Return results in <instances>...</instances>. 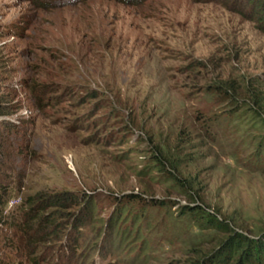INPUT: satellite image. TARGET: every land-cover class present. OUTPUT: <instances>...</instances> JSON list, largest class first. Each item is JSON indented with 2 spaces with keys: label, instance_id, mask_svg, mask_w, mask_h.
Returning a JSON list of instances; mask_svg holds the SVG:
<instances>
[{
  "label": "rangeland",
  "instance_id": "obj_1",
  "mask_svg": "<svg viewBox=\"0 0 264 264\" xmlns=\"http://www.w3.org/2000/svg\"><path fill=\"white\" fill-rule=\"evenodd\" d=\"M241 12L0 0V264H192L264 234V33ZM120 205L145 215L125 247Z\"/></svg>",
  "mask_w": 264,
  "mask_h": 264
},
{
  "label": "trees",
  "instance_id": "obj_2",
  "mask_svg": "<svg viewBox=\"0 0 264 264\" xmlns=\"http://www.w3.org/2000/svg\"><path fill=\"white\" fill-rule=\"evenodd\" d=\"M226 1L228 3L230 0ZM231 1L233 5L239 9L240 12L242 11L241 13L243 15H247L250 19L257 21L259 28L264 33V0ZM221 91L227 92L225 88H222ZM159 161L164 162V159L159 158ZM0 205L3 206V203L0 202ZM121 207V205L118 206L116 211V218H111L108 227L112 228L116 224H118L116 227L118 241L121 245L124 243L123 245L125 247L133 240V238L140 237L139 225L144 221L145 215L143 213L139 214L137 212H131V208L129 207H126L123 210ZM90 209L91 202H88L84 210L88 211L89 215L96 214L94 211H90ZM35 210L36 209H34L33 211ZM43 218L44 216L41 220H43ZM37 219H39V216L33 215V221H36ZM137 219L140 220V223L138 224L134 233H132L131 235L130 228L132 225L128 223L130 221L134 223ZM122 223H124L123 227L121 226ZM242 238L243 237L239 234L230 237L222 244L219 249L217 248L215 251L197 258L192 264H264V234L257 238H247L245 240H243ZM136 245L137 244H135V246ZM96 247L97 245L94 244V246H92L91 248Z\"/></svg>",
  "mask_w": 264,
  "mask_h": 264
}]
</instances>
